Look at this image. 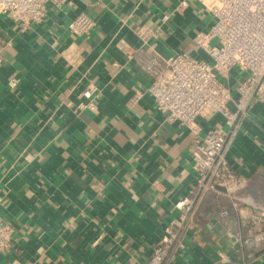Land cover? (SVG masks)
<instances>
[{
	"label": "crops",
	"instance_id": "1",
	"mask_svg": "<svg viewBox=\"0 0 264 264\" xmlns=\"http://www.w3.org/2000/svg\"><path fill=\"white\" fill-rule=\"evenodd\" d=\"M208 3L51 0L26 30L0 16V217L13 230L0 264H151L195 183L194 135L156 109L139 60H207L196 38L213 23ZM80 14L95 23L88 36L68 29ZM141 27L156 33L145 42ZM245 77L236 69L229 85ZM89 86L96 108L78 111ZM201 125L229 138L246 204L224 218L208 199L186 250L166 264H264V105L233 133L220 115Z\"/></svg>",
	"mask_w": 264,
	"mask_h": 264
},
{
	"label": "built area",
	"instance_id": "2",
	"mask_svg": "<svg viewBox=\"0 0 264 264\" xmlns=\"http://www.w3.org/2000/svg\"><path fill=\"white\" fill-rule=\"evenodd\" d=\"M49 1L0 0V16L26 30L44 21ZM208 2L213 23L208 32L196 38L207 60L187 53L168 59L149 54L139 60L141 69L152 78L148 93L156 109L194 135L189 154L195 183L174 206L177 217L153 250L151 264L169 263L186 250L185 237L195 231L199 210L208 199L214 200L216 213L224 218L246 204L248 180L236 175L226 159L229 138L213 130L203 134L201 119L210 121L220 115L233 133L253 105H264V0ZM94 25L90 16L80 14L68 29L74 36L83 37L90 35ZM155 33L151 27H141L137 32L145 42ZM236 69L246 77L231 87L229 77ZM81 96L86 102L77 110H95L93 87H87ZM260 212L264 216V208ZM12 239L11 226L0 217V255L11 247Z\"/></svg>",
	"mask_w": 264,
	"mask_h": 264
}]
</instances>
